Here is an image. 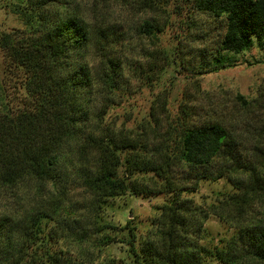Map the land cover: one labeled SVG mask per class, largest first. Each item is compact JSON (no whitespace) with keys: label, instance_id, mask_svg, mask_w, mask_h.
<instances>
[{"label":"trees","instance_id":"16d2710c","mask_svg":"<svg viewBox=\"0 0 264 264\" xmlns=\"http://www.w3.org/2000/svg\"><path fill=\"white\" fill-rule=\"evenodd\" d=\"M118 1L151 14L138 27L156 43L139 66L148 71L139 73L141 81L177 79L186 52L182 44L164 47L160 34L169 27L184 33L181 39L194 37L198 15L222 20L225 30L216 56L197 75L227 67L231 55L264 39V0ZM7 6L22 27L0 33L6 60L0 184L15 188L26 177L39 192L27 205L17 200L0 212V264H105L78 262L57 244L66 237L92 240L93 230L101 247L117 242L106 233L119 227L103 212L128 194L165 196L145 236L130 222L122 228L119 243L132 264H264V93L256 101L262 104L256 143L245 161L238 130L216 120L193 124L188 107L164 118L151 113L132 128L115 126L106 115L130 83L126 55L113 54L119 29L90 21L79 0H9ZM237 98L251 105L244 95ZM220 179L230 189L215 191L216 203L202 206L190 197ZM76 189L92 203L83 227L72 210ZM213 215L229 232L216 242L206 228Z\"/></svg>","mask_w":264,"mask_h":264},{"label":"rangeland","instance_id":"374dc122","mask_svg":"<svg viewBox=\"0 0 264 264\" xmlns=\"http://www.w3.org/2000/svg\"><path fill=\"white\" fill-rule=\"evenodd\" d=\"M7 1L0 0V33L22 27V22L10 12ZM81 12L90 21H106V25L118 28V44L114 55H120L128 64L124 66L130 74V83L117 98L115 104L110 107L106 115L109 122L118 127H135L146 115L155 113L156 116L169 112L171 115L179 114L182 107H188L189 120L196 125H203L213 121L227 124L239 132L240 139L246 147L239 159L245 161L250 155L252 146L256 143L261 117L262 104L257 105L261 92L264 93V39L255 41L252 47L240 55H231L229 65L218 71L197 75V71L205 66L208 61L216 56V50L222 40L225 24L222 20L212 19L205 15H198L199 26L196 27L194 37H186L183 33H176L167 27L160 34V43L169 49H174L182 44L186 52L184 64H178L180 72L177 79L170 76L161 81L137 78L143 70L147 73L144 63L149 60L144 55L156 48V43L149 38H143L138 27L144 18L151 14L139 13L133 8H127L118 0H79ZM193 35V32H190ZM178 37V38H177ZM199 37V38H197ZM4 51L0 48V82L5 78L6 60ZM145 57V58H143ZM160 61V65H164ZM181 64V65H180ZM178 69V68H177ZM208 69V68H207ZM198 83H197V82ZM238 94L244 95L251 102L246 106L238 98ZM222 167V166H221ZM220 165L214 166L218 170ZM230 189L224 179L207 181L200 192L190 194V197L206 206L216 203L215 191ZM73 203L76 205L75 218L77 226L83 227L91 212L90 196L82 189H76L73 193ZM165 201L164 195L157 197H142L126 195L111 200V204L103 212L105 221L116 225L118 229H109L106 234L115 236L117 242L101 247L100 236L96 230L91 232L92 240L79 241L76 238L66 237L59 240L57 246L66 249L68 255L76 258L78 262L105 263V264H132V256L126 244L119 243L123 238L122 228L128 222L136 226L137 234L145 236L151 221L156 216L155 207ZM72 203V204H73ZM210 237L217 239L227 231L225 225L218 217L211 216L206 223ZM94 241H98L94 246ZM102 248V249H100ZM80 258V259H79Z\"/></svg>","mask_w":264,"mask_h":264},{"label":"clouds","instance_id":"9594fccd","mask_svg":"<svg viewBox=\"0 0 264 264\" xmlns=\"http://www.w3.org/2000/svg\"><path fill=\"white\" fill-rule=\"evenodd\" d=\"M49 188H51V185H49ZM38 192V184L36 182L29 184L26 177L18 180L15 188L0 184V212H4L9 205L15 204L17 200L27 205L33 197L38 195Z\"/></svg>","mask_w":264,"mask_h":264}]
</instances>
